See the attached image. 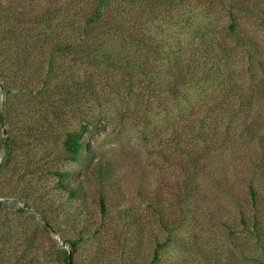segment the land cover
Returning <instances> with one entry per match:
<instances>
[{
    "label": "rangeland",
    "instance_id": "rangeland-1",
    "mask_svg": "<svg viewBox=\"0 0 264 264\" xmlns=\"http://www.w3.org/2000/svg\"><path fill=\"white\" fill-rule=\"evenodd\" d=\"M79 1L82 7L94 4L0 0V54L20 30L28 38L14 43L27 49L25 68L30 67L24 85L19 74L6 79L0 74V114L7 118L6 125L0 121V140L11 137L15 144L8 163L0 159V264L17 257L22 264H63L64 252L72 264H264V0H234L245 8L237 11L236 27L252 44H234L228 66L221 63L224 57L217 61L212 42L229 33L232 0H186L193 3L190 20L196 26L174 28L172 34L183 49L187 42L191 47L203 42L224 77L221 84L184 83V97L176 103L167 90H156L167 108L154 100L145 104L152 87L147 79L158 75L148 69L164 74L172 62L156 59L142 43L130 44L127 28H116L109 16L96 23L87 44L80 43L84 16L73 6ZM132 4L125 12L129 20L164 43L173 29L167 19L150 23L139 13L142 6ZM49 11L51 30L42 36L34 23ZM114 12L112 7L109 13ZM72 43L89 46L94 59L106 50L148 62L133 72V93L126 94L128 74L122 68L59 52ZM170 47L169 42L161 50ZM226 84L247 98L233 123L220 109L230 103L222 92ZM74 129L84 132L83 158L52 161L64 153L62 136ZM55 168L68 173L67 184L79 187L78 200L59 188L49 171ZM68 240L78 243L77 250Z\"/></svg>",
    "mask_w": 264,
    "mask_h": 264
},
{
    "label": "trees",
    "instance_id": "trees-1",
    "mask_svg": "<svg viewBox=\"0 0 264 264\" xmlns=\"http://www.w3.org/2000/svg\"><path fill=\"white\" fill-rule=\"evenodd\" d=\"M26 1V0H24ZM32 1V0H31ZM51 1H57L60 2L62 0H51ZM141 5L142 7L140 8L141 12L140 14H143L144 17L146 18V21L150 23H154L157 20H164L165 18L167 19V22L171 29L169 35L166 36L165 42L157 40L153 35L150 33L144 32L143 28L139 27L136 21H131L129 20V12H126L127 7H131L134 5ZM193 3L188 2L186 0H94V4L90 7L87 5V7H82L81 2L79 1V4L74 5V8H77L78 13L76 14H82L84 16V26L81 32V38L79 39L80 43L85 42L87 44L88 37L93 33L94 29L96 28V23L102 21L104 16H109L112 17L116 20V28H127L126 35H127V40L130 44L133 45H141L142 47H148L150 48L153 53V55L156 57V59H162V60H168L172 62L171 67H169L164 74H160L159 70L156 69L154 72L151 69H148L151 74L156 73L159 75H155V80L154 78L152 79V76L149 77L151 79H147L149 81V85L152 87L149 88V94H148V101L146 98V105L148 102H151V100H154V103L158 105L159 108H167V102L164 99V97L156 92L158 89H165L167 90L168 93L171 95V100L172 102L176 103L178 97H184L182 93L180 92V89L182 85L187 84V83H198L200 84L202 81L203 82H208V81H217L220 82V79L224 77L223 74H221V68L217 67V62L215 61L214 64H212L211 58L216 59L217 61L220 62L221 58L224 63V65L228 66L231 64V61L233 59L232 54V49H234L233 45H238V46H246L249 44H252L250 41L247 40V36L243 35L240 33L237 29V11L245 9L243 7L242 2H237L232 0V3L228 4V13L231 19V23L229 24V29H228V34L226 36H222L218 40L214 39L212 44L215 47V50L219 54L215 58H213L214 55H211L210 57L205 54L204 51V45L203 42L199 44L197 47H191V43L187 42L186 47L183 49L182 43H180V40H177L179 38L178 34H172L174 32V28L177 31L181 30H187L192 27L196 26V23L194 21H191L190 18L193 19L192 11H191V6ZM115 7V12L114 13H109V10ZM140 6H138L139 8ZM87 9V13L86 12ZM132 11H130L131 14ZM85 13V15H84ZM54 14H52L50 11L48 12V15L45 17L43 20H37L35 21L36 23L35 26L38 28L40 35H45L48 30H51L50 27L52 25V20H53ZM27 24V23H26ZM119 24V25H117ZM114 25V26H115ZM168 28L170 29V27ZM237 26V27H236ZM129 28H131L133 31L131 34L128 32ZM167 28V29H168ZM41 29V30H40ZM13 33L12 35L13 40L10 38L4 45V51L5 53L0 54V74L3 76L4 79L11 74L12 76H16L17 74L21 75L20 78H23L22 81H20L23 85L28 84V81L26 82L24 79V74H26L29 71L30 67H26L27 62V49L22 46H19L18 43H14L15 40L19 42V38H22L26 40L28 38L27 34L20 31L19 33ZM124 34V35H125ZM177 36V37H175ZM232 41V46H230L229 42ZM38 41L32 42L31 45L37 43ZM173 48H169L166 53H164L161 49L169 46ZM127 41L125 42L126 46ZM76 43L68 44L66 45L63 49L59 48V52L67 55H72L78 56L77 61L81 60H86V58H92L94 59L91 55L92 53L89 51V46L87 45H81L76 47ZM208 46V45H206ZM237 46V47H238ZM76 48V49H75ZM203 48V49H202ZM1 49V48H0ZM207 49V47H206ZM93 52V51H92ZM114 54V53H113ZM112 53L108 51H101L98 55V59H94L93 62L100 60L101 62L103 61L106 65L109 67H113L116 69L122 68L125 73L128 74L126 76V83L128 86V91L127 95H130L133 93V90L135 88V76L133 75V72H140L141 70L144 69V67L148 64V62H135V61H130L129 58L127 57H116ZM1 55L3 58H1ZM6 58V59H5ZM4 61L6 63H4ZM92 63V62H91ZM220 63V64H221ZM94 64V63H92ZM50 65V61L48 63V66ZM50 66L49 70L46 72V77L48 78L50 76ZM165 74L168 76L169 80L168 82L163 83L161 81V77L165 76ZM223 82V81H222ZM46 88L48 87L46 84H43ZM222 87V92L223 94L227 93L228 94V100L230 101L229 104H227L224 108L220 107L221 110L225 113V116H227V121L233 123L235 120L234 114L240 113L241 109L243 107L246 108L247 106V99L241 91L235 90L230 86V84H226ZM81 88V87H78ZM234 89V90H233ZM235 91V92H234ZM62 92V91H61ZM233 92V93H232ZM8 95H11V92H7ZM61 99L64 101H67V98H65V95H62L61 93ZM6 109L4 108V111ZM166 111L170 112V109H166ZM145 112H148V108L145 109ZM0 121L1 124L7 123V118H4V115L0 114ZM205 120H202L204 122ZM203 126H208V125H203ZM84 130H88L87 127H83ZM192 128V127H190ZM199 133V134H198ZM198 135L200 134V131L198 132ZM84 132L80 131L79 129H74V130H68L64 136H62V145L64 149V153H62L61 157L59 156H54L52 158V161H60L64 160L66 162H78L83 158V151L85 149V145L82 141ZM206 135H204V138ZM208 137V136H207ZM198 140H203L202 137ZM171 142L174 143V146L177 147L179 145L178 138L176 139L175 136L171 139ZM15 144L13 139L6 138V139H1L0 140V149L3 152L2 155L0 154V159H1V165H4L8 163V161L12 158ZM4 167V166H3ZM50 174L54 177L57 178L58 182L57 185L59 188H61L64 192L67 193L68 197L70 199H79V187L76 185H69L67 184V178H68V173L65 171H61L59 168H55L54 170H49ZM98 177L101 183L104 185L106 183V173L103 165L100 163L98 166ZM251 195L253 198H255V191L252 188L250 191ZM13 200V199H11ZM17 202V201H15ZM100 205H101V211L103 214L107 213L106 209V202L105 198L101 197L100 200ZM44 221V226L46 231H48V228L50 226V222L48 221L47 217H43ZM51 228V227H50ZM73 250H77L78 243L76 241H70L68 240L66 242ZM1 255V253H0ZM23 257H17L14 261L13 264H22L20 260ZM63 264H72L70 259L68 258V254L64 252V255L60 259Z\"/></svg>",
    "mask_w": 264,
    "mask_h": 264
}]
</instances>
